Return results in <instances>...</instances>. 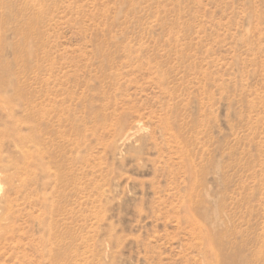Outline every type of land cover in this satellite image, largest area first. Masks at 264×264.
I'll use <instances>...</instances> for the list:
<instances>
[{
    "label": "rangeland",
    "instance_id": "1",
    "mask_svg": "<svg viewBox=\"0 0 264 264\" xmlns=\"http://www.w3.org/2000/svg\"><path fill=\"white\" fill-rule=\"evenodd\" d=\"M0 216V264H264V0H0Z\"/></svg>",
    "mask_w": 264,
    "mask_h": 264
},
{
    "label": "bare ground",
    "instance_id": "2",
    "mask_svg": "<svg viewBox=\"0 0 264 264\" xmlns=\"http://www.w3.org/2000/svg\"><path fill=\"white\" fill-rule=\"evenodd\" d=\"M3 105H4V106L6 105V106H7V107L5 106L6 108H9V107H10V106L7 105L6 103L3 104ZM3 105H2V106H3ZM8 106H9V107H8ZM9 111L11 112V109H10V108H9ZM9 111H8V112H9ZM10 112L8 113L9 115H10ZM131 138H132V137H131ZM30 155H31V154H29L28 157H29ZM24 160H25V159H24ZM26 160H30V159L27 158ZM32 161H33V159H32ZM36 161H38V160H36ZM27 162H28V161H27ZM25 163H26V162L23 163L24 166H25ZM27 164H28V163H26V167H27ZM29 164L31 165L30 162H29ZM40 164H41V163H40ZM44 164H45V163H44ZM44 164H41V165H44ZM23 165H22V166H23ZM22 166H21V167H22ZM28 166H29V165H28ZM44 166H45V165H44ZM26 167H25V168H26ZM29 168H30V166H29ZM42 168H43V170H44V169L46 168V166H45V168H44V167H41V169H42ZM20 169H21V168H20ZM26 171H27V170H26ZM26 171H25V172H26ZM46 171H48V173L50 172V171L47 170V169H46ZM46 171H45V172H46ZM20 172H21V171H20ZM22 172H23V171H22ZM49 174H50V173H49ZM54 175H55V174H54ZM4 199H5V204H4V207H3V208H5L6 210L8 209L9 212H11V211L15 208V206H13V205H14L13 202H15V200H13V202H12V199H9L8 197H5ZM44 199H47V198H44ZM44 199L42 198V201H44ZM48 200H49V199H48ZM48 200H47V202L50 201V200H49V201H48ZM40 202H41V201H40ZM50 202H51V201H50ZM15 203H16V202H15ZM52 204H53V203H52ZM49 205H50V204H49ZM55 206H58V205L56 204ZM3 208H1V209H3ZM49 208H51V205H50ZM54 208H55V207H54ZM56 208L59 209V207H56ZM5 209H4V213L7 212V211L5 212ZM15 209H16V208H15ZM50 210H51V209H49V212H50ZM17 211H19V210H17ZM53 211H54V212H53ZM53 211H52V212L55 213V211H57V210H53ZM58 211H59V210H58ZM14 212H15V214L17 213L16 210H14ZM14 212H13V213L11 212V213L14 214ZM46 212H47V211H46ZM52 212H51V214H53ZM57 213H58V212H57ZM15 214H14V216H15ZM49 214H50V213H49ZM6 215L8 216L9 214H6ZM2 216H3V215H2ZM2 216H0V224H1L2 222H4V221H2V220L4 219ZM10 216H11V215H10ZM47 216H49V215H47ZM49 217H50V216H49ZM51 217H54V215H51ZM10 218H11V217H10ZM10 218L8 219V217H7L6 220L8 219V221H9ZM12 219H15V218H12ZM45 219H46V218H45ZM47 219H48V220H51V219H54V218H50V219L47 218ZM4 220H5V219H4ZM193 220H194V219H193ZM196 220H197V219H196ZM1 221H2V222H1ZM44 221H45V220H44ZM15 222H16V221H15ZM51 222H52V221H51ZM4 223H6V221H5ZM42 223H43V222H42ZM47 223H50V222H47ZM202 223H203V222H202ZM7 224H8V223H7ZM43 224H44V223H43ZM52 224H53V222H52ZM52 224H50V225L52 226ZM2 225H3V227L1 226V229H0V241L5 240V239H4V235H5L6 233H8L9 231H10V233H11V230L13 231L12 233L15 232V230L13 229V226H12L13 224L11 223V220H10V225H4V224H2ZM14 225H15V223H14ZM50 225H49V226H50ZM53 225H56V224L54 223ZM203 225H205V224H203ZM203 225H201V227H202ZM45 226H46V225H45ZM45 226H44V227H45ZM49 226H47V227H49ZM51 226H50V227H51ZM15 227H16V226H15ZM42 227H43V225H42ZM42 227H41V228H42ZM44 227H43V229H44ZM197 227H199V225H197ZM54 228H55V227H54ZM205 228H206V226H205ZM55 229H56V228H55ZM7 230H9V231L7 232ZM16 230H18V229H16ZM51 230H52V232L54 231V230H53V227H51ZM202 230H203V228H202ZM49 231H50V230H48L47 232H49ZM50 232H51V231H50ZM203 232H204V231H203ZM206 232H207V230H206ZM208 232H209V231H208ZM12 233H11V234H12ZM15 233H16V232H15ZM15 233H14V234H15ZM204 233H205V232H204ZM204 233H203V235L205 236ZM209 233L211 234V232H209ZM14 234H12V235H14ZM47 234H48V233H47ZM6 235H7V234H6ZM49 235L51 236L52 234L50 233ZM54 235H56V234H53V235H52V238H53ZM212 235H213V234H212ZM8 236H9V235H8ZM14 236H15V235H14ZM47 236H48V235H47ZM221 236H222V235H221ZM5 237H6V236H5ZM16 237H17V235H16ZM55 237H56V238H55ZM207 237H208V234H207ZM207 237H203V238H207ZM209 237L211 238L210 235H209ZM212 237H217V236H216V235H213ZM20 238H21V237H19V239H20ZM46 238L49 239V237H46ZM54 238H55V239L52 240V241H55V240L57 241L58 236H54ZM210 238H209V239H210ZM217 238H219V237H217ZM222 238H224V237L222 236L221 239L219 238V240H222ZM225 238H226V237H225ZM11 239H12V238H11ZM50 239H51V237H50ZM59 239H60V238H59ZM214 239H215V240L213 241V243L215 244V243L217 242L216 244H218V247H217L218 249H217V248H216V249L214 248L215 250H220V247H221V246L224 247V249H221V250H223V251H224V250H227V249L225 248V246H224V243H225V245H226L227 242H223V243L221 244V246L219 247V245H220L219 242H218L219 240H216V238H214ZM8 240H9V241H12V240H10L9 238H8ZM212 240H213V239H212ZM6 241H7V239H6ZM6 241H4L3 243H5ZM58 241L60 242L61 240H58ZM210 241H211V240H210ZM215 241H216V242H215ZM223 241H227V240L225 239V240H223ZM12 242H13V241H12ZM12 242H11V243H12ZM47 242H49V241H47ZM7 243H8V241H7ZM9 243H10V242H9ZM53 243H54V242H53ZM56 243H57V242H56ZM56 243H55V244H56ZM60 243H61V242H60ZM210 243H212V242H210ZM213 243L211 244V247H213V245H214ZM1 244H2V243H1ZM49 244H50V246H51V240H50V243H49ZM216 244L214 245V247L217 246ZM2 245H4V244H2ZM0 246H1V245H0ZM45 247H46V245H45ZM47 247H48V245H47ZM237 247H238V246H237ZM234 248H236V247H234ZM0 249H1V247H0ZM48 249H52V248H48ZM238 249H240V248H238ZM52 250H53V249H52ZM221 250H220V252H222ZM240 250H241V249H240ZM49 251H50V250H49ZM54 251H56V253L61 252V250H59V251H58V250H54ZM227 251H229V250H227ZM235 251H236V249H235ZM46 252H47V251H46ZM51 252H52V251H51ZM218 252H219V251H218ZM218 252H217V253H218ZM220 252H219V253H220ZM239 252H240V251L238 250V253H239ZM47 253H48V252H47ZM215 253H216V252H214V254H215ZM232 253H237V251H236V252H232V250H231V251H230V254L232 255ZM241 253H242V252H241ZM48 254H49V253H48ZM48 254H47V255H48ZM50 254H51V253H50ZM59 254H60V253H59ZM59 254H58V255H59ZM224 254H225V253H221V254L219 255L220 257H221V255H222V257H223V259H220V260H222V261L219 260L220 262H222V264H223V261L225 262V259H227L226 257H228V256H223ZM52 255H55V253H54V254L52 253ZM56 255H57V254H56ZM58 255H57V256H58ZM211 255L213 256V254H211ZM226 255H228V254H226ZM231 255H230V256H231ZM241 255H242V254H241ZM43 256H44V255H43ZM61 256H63L62 253H61V255H59V257H61ZM214 256H215V255H214ZM236 256H237V254L234 255V257L231 256V257H233L232 260H231V262H230L231 264L236 263L235 260H234V262H233V259H234ZM242 256H243V255H242ZM53 257H54V256H53ZM222 257H221V258H222ZM224 257H225V259H224ZM240 257H241V256H240ZM244 257H245V256H244ZM50 258H52V257H50ZM57 258H58V257H55V258H54L55 261L57 260ZM214 258H215L216 261L218 260V259H216V256H215ZM59 259H60V258H59ZM235 259H236V258H235ZM238 259H239V257H238ZM238 259H237V261H238ZM57 261H58V260H57ZM57 261H56V262H57ZM227 261H228V259H227ZM227 261H226V262H227ZM58 262H59V261H58ZM232 262H233V263H232ZM216 263H217V262H216ZM216 263H215V264H216ZM230 263H226V264H230ZM57 264H58V263H57ZM59 264H61V263H59ZM218 264H219V263H218ZM224 264H225V263H224Z\"/></svg>",
    "mask_w": 264,
    "mask_h": 264
}]
</instances>
